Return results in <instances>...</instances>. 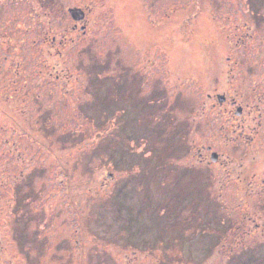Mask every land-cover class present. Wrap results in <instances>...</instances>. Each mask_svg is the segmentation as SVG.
<instances>
[{"label":"rangeland","instance_id":"374dc122","mask_svg":"<svg viewBox=\"0 0 264 264\" xmlns=\"http://www.w3.org/2000/svg\"><path fill=\"white\" fill-rule=\"evenodd\" d=\"M262 1L0 0V264H264V194L204 150L208 60L240 100Z\"/></svg>","mask_w":264,"mask_h":264},{"label":"flooded vegetation","instance_id":"af4514ba","mask_svg":"<svg viewBox=\"0 0 264 264\" xmlns=\"http://www.w3.org/2000/svg\"><path fill=\"white\" fill-rule=\"evenodd\" d=\"M258 6L264 7V2H259ZM87 11L71 10L72 16L70 15V17L74 20L72 22L73 30L86 25L81 23L87 17ZM256 11L260 16L261 24L264 22V8H257ZM247 20L250 19L247 18ZM247 20L244 22H247ZM250 22L252 21L250 20ZM248 28L249 25L242 32L243 35L250 37L251 47L248 48H262L259 45L264 46V30L258 33L257 30L250 32ZM83 32L85 33V31ZM64 38L63 36L58 40L60 45L65 43ZM71 40H73L72 37ZM210 59L204 72L210 85L208 90L205 91V97L210 108L225 109L229 115L224 118V121L225 119L230 120L232 135L228 141L231 144V153L229 158L224 157L223 153L213 150L210 145L206 146L204 150L207 153L210 152V156L213 151L217 153L216 160L211 161L220 164L222 169L228 166L226 170H228V176H230L229 181L236 182L235 186L239 190H244L243 192L250 193L253 196L256 194L262 196L261 194H264V60H251L250 65L259 70L260 75L258 72L252 71L247 88L239 93L240 100H238L228 89L220 92L216 85L220 79V74L225 68L224 60H217L216 57H210ZM239 59L241 60V58ZM225 61L234 63L235 60H230V57L226 56ZM231 69H233V66H230L226 72ZM186 73H189V71H184V74ZM229 87L232 88L230 85ZM207 153L199 151L200 162L206 158ZM262 214L264 217V212Z\"/></svg>","mask_w":264,"mask_h":264},{"label":"water","instance_id":"95a60500","mask_svg":"<svg viewBox=\"0 0 264 264\" xmlns=\"http://www.w3.org/2000/svg\"><path fill=\"white\" fill-rule=\"evenodd\" d=\"M79 10V9H78ZM211 160H216L217 158V153L215 151L211 152V156H210ZM111 174L109 173L108 176H110Z\"/></svg>","mask_w":264,"mask_h":264}]
</instances>
